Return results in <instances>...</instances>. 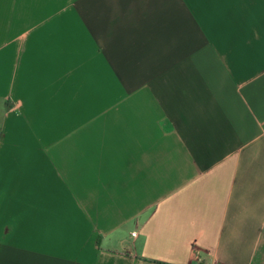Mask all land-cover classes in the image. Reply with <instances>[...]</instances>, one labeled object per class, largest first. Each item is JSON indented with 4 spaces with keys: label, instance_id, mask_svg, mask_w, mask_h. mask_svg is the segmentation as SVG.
Masks as SVG:
<instances>
[{
    "label": "crops",
    "instance_id": "crops-1",
    "mask_svg": "<svg viewBox=\"0 0 264 264\" xmlns=\"http://www.w3.org/2000/svg\"><path fill=\"white\" fill-rule=\"evenodd\" d=\"M0 131V264H264V0H0Z\"/></svg>",
    "mask_w": 264,
    "mask_h": 264
},
{
    "label": "snow or ice",
    "instance_id": "snow-or-ice-1",
    "mask_svg": "<svg viewBox=\"0 0 264 264\" xmlns=\"http://www.w3.org/2000/svg\"><path fill=\"white\" fill-rule=\"evenodd\" d=\"M90 2H91V0H82V3L84 5V7H85V10L87 9V7H88Z\"/></svg>",
    "mask_w": 264,
    "mask_h": 264
},
{
    "label": "built area",
    "instance_id": "built-area-1",
    "mask_svg": "<svg viewBox=\"0 0 264 264\" xmlns=\"http://www.w3.org/2000/svg\"><path fill=\"white\" fill-rule=\"evenodd\" d=\"M0 136H1V131H0ZM134 235V234H133Z\"/></svg>",
    "mask_w": 264,
    "mask_h": 264
}]
</instances>
